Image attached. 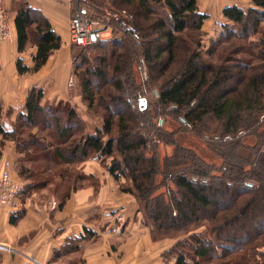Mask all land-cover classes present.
Returning <instances> with one entry per match:
<instances>
[{"label": "trees", "instance_id": "trees-1", "mask_svg": "<svg viewBox=\"0 0 264 264\" xmlns=\"http://www.w3.org/2000/svg\"><path fill=\"white\" fill-rule=\"evenodd\" d=\"M95 1L87 0L81 6L83 13L99 18L103 8L127 11L139 45L114 28L113 38L83 47V52L72 58L81 100L87 113L101 122L92 133H87L84 121L69 104L42 103L41 89L29 91L25 114L19 115L11 132L1 125L0 109V158L5 142H14L20 156L16 166L23 168L16 171L27 182L22 185L21 205L30 190L39 188L31 180L46 171L37 166L40 172L35 169L32 173L25 163L53 161L64 168L58 174L64 180L71 168L78 172L79 166L93 157H109L107 171L119 182L121 192L135 198L151 238L180 239L162 254L165 262L257 264L254 252L264 248L258 241L264 239V129L258 131L264 125V0H249L253 8L247 10L224 7L221 31L206 49L201 27L207 16L199 12L197 0H102L100 6ZM157 7L163 12L158 13ZM139 19L145 25L138 23ZM14 25L17 51L23 52L30 40L36 47L33 66L27 68L17 60V71L35 73L60 48V38L38 11L25 4L18 10ZM256 35L260 50L247 60L241 59L238 54L243 45ZM131 45L139 53L136 60ZM91 51L100 54L91 59ZM130 59L136 65L143 60L145 82L135 83L127 67ZM177 59L180 67L172 71ZM109 88L116 93H110ZM151 90L157 91V98ZM178 116L190 128L181 126ZM158 117L164 120L162 127L156 126ZM172 120L179 130L168 125ZM209 122L216 125L212 131ZM182 131L201 139L220 158V166L206 163L179 144L175 137ZM238 132L242 135L237 136ZM213 135L232 139L213 141ZM249 135L257 141L247 148L244 158L238 151ZM160 145L169 146L170 154L159 158ZM79 174L77 180L84 179ZM192 176L205 178L207 183L192 182ZM245 181H252V188L244 187ZM74 191L75 187L60 195L56 208ZM22 215L21 209L10 214V224H16ZM93 236L91 230L83 228L79 237L70 238L74 240L55 252L54 258L67 254L71 244Z\"/></svg>", "mask_w": 264, "mask_h": 264}, {"label": "crops", "instance_id": "crops-1", "mask_svg": "<svg viewBox=\"0 0 264 264\" xmlns=\"http://www.w3.org/2000/svg\"><path fill=\"white\" fill-rule=\"evenodd\" d=\"M95 2L98 6L102 5V0ZM24 4L48 21L51 30L59 36L61 46L49 56L40 70L19 74L17 60L31 68L36 52L31 40L23 52L17 51L14 19ZM230 5L244 10L253 8L249 0H197L199 12L207 16L201 27L205 49L221 31L222 9ZM3 6L8 13L10 26L9 39L0 42L3 129L6 132L15 129L19 115L25 114L26 97L33 88L41 89L42 103H67L76 109L86 125L87 133L99 128L100 120L93 119L87 113L80 92L74 90L76 82L68 87V80L73 77L69 21L75 4L67 0H3ZM103 36L108 40L113 34L109 38L110 34L106 31ZM193 139L189 136L181 145L199 156ZM19 157L14 142L6 141L1 152L0 173L4 163L9 162L11 177L25 186L27 182L18 176L15 169ZM110 160L102 156L83 162L79 169L86 179L95 181V184L84 185L72 192L60 208H52L51 203L33 204L31 197L35 201V194L29 197L28 193L21 205L23 215L14 225L10 224V212L0 209V264H175V259L165 262L162 254L180 239L151 238L150 228L143 223L135 198L121 192L119 182L107 171ZM100 227H104L103 233L97 231ZM83 228L91 230L94 236L71 244L73 248L67 254L55 259V252L74 240L70 238L79 237Z\"/></svg>", "mask_w": 264, "mask_h": 264}, {"label": "built area", "instance_id": "built-area-1", "mask_svg": "<svg viewBox=\"0 0 264 264\" xmlns=\"http://www.w3.org/2000/svg\"><path fill=\"white\" fill-rule=\"evenodd\" d=\"M71 4H75V9L71 15L69 21V35L71 44L77 48H83L96 43L99 40H106L103 34L108 31L110 36L113 34V29L117 28L122 34L129 36L135 44L139 45L138 32L134 26L128 22L129 16L124 10L121 11H111L104 9L99 18H93L89 15L83 13L82 5L87 4V0H67ZM10 37V26L9 17L6 9L3 6V0H0V42L8 40ZM137 72L140 77L141 82L147 80V74L145 69V64L143 60H139L137 66ZM74 84L73 77L68 80V87H72ZM151 94L154 98L158 97L156 90H151ZM127 103L131 108H135V104L130 99H127ZM170 108H175L170 106ZM263 117L260 118V120ZM177 122L185 127L190 128V124L182 117H177ZM164 120L162 117L156 119V126L162 127ZM242 135V132H238L237 136ZM232 139L229 135L219 136L215 135L212 137L213 141L227 142ZM192 182H201L203 184L207 183V179L199 178L196 176L191 177ZM227 186L231 183L227 182ZM244 187L252 188V181H245L243 183ZM22 196V185L15 181L11 177V164L9 162L4 163L3 170L0 173V209H4L10 212V214L16 215L21 209V199ZM52 208H55L56 203L51 202Z\"/></svg>", "mask_w": 264, "mask_h": 264}, {"label": "rangeland", "instance_id": "rangeland-1", "mask_svg": "<svg viewBox=\"0 0 264 264\" xmlns=\"http://www.w3.org/2000/svg\"><path fill=\"white\" fill-rule=\"evenodd\" d=\"M151 9L153 11V6H151ZM156 11L158 13L163 12V10L159 9L158 7L156 8ZM114 12H117V11H114ZM125 12L127 13V11H125ZM136 13L138 15H140V16L142 15L140 11H137ZM127 15L129 16L128 13H127ZM129 18H128V22H129ZM150 18L153 19V16H150ZM138 23H144V22H142V20L139 19L138 20ZM143 25H145V23ZM111 38H113V36ZM258 38H259V36L256 35L255 37L251 38V40L249 42H246L243 45V51L238 54V56L241 59L247 60L248 57H250V56L252 57L253 55H256L257 54V51L260 50V47L258 45H256ZM131 47H132V49H134L133 51H135V58H133V59L136 60V56L139 53L133 47V45H131ZM82 52L83 51H82L81 48H77V47L76 48H73L72 58L73 57H78ZM182 52H183V47H180V49H179L180 56L182 55ZM99 54H100L99 51H91L92 57H90V56L89 57L91 59H96V57ZM220 54H221V51H220V53L218 55H220ZM135 60L130 59L129 61H127L128 64L127 63L126 64H127V67H129L130 70H131V73H132V76L134 77L135 83H138L139 84L140 83V77H139L138 72H137L138 62H137V65H136V61ZM179 67H180V61H179V59H177L176 62L171 66L172 71H175L176 68H179ZM107 73H108V71H107ZM74 90L80 92L79 85L76 84ZM109 92L110 93H116L113 88H109ZM92 118L99 121V119H97L96 116H94ZM209 123H210L209 124L210 127H208L209 128V131H212L211 129H214L216 127V125L213 124L212 122H209ZM168 125H170L171 127H173L174 129H177V130L180 129L177 126V124H175L174 121L172 123H171V121H168ZM263 129H264V125L262 127H260V129L258 131L260 132ZM189 136L191 138L194 137V139L192 140L193 141L192 143L195 146V149L199 150L198 151V153H199V156L198 157H200L201 159H203L206 163H208L210 165L219 167L220 164H221L220 158L215 153H213L211 150H209V148L206 146V144L201 139H199L197 136L182 131V132H180L179 134L176 135L175 139H176V141L179 144H183V142L186 141L185 139H187ZM213 136H215V135H213ZM212 137H211V139H212ZM203 138H204V140H207L208 139V136L207 135H204ZM256 141H257V137L252 136V135H249V137L244 138L242 140V142H241L243 144V148L244 149L243 148L242 149L239 148L238 154H240L244 158H246V156H248L247 148L254 146L255 143H256ZM170 152H171V148L169 146L167 147V146L160 145L159 148H158V157L159 158H162L164 155L170 154ZM43 155L44 154H41V157ZM18 162H20V158L17 159L16 164ZM30 163L31 164L25 163V167L26 166H28V167L30 166V169H31V172L32 173H35V169H36L37 166H39L40 169L45 168L46 171L41 174L42 175L41 177L42 178H45V179H49V180H46L45 181L41 177H34L31 180L32 185H36V187H39L37 189L30 190V192H29V197H31L32 195L35 194V201L32 200L33 197H31V203H33V204L37 203L38 205L39 204L40 205H44L46 203H51V202L54 201L56 203V206H55V209H56V207H57V205H58V203L60 201V195H62L64 193L71 192V190L74 187H75V190H76V189H79V188L83 187L84 185H87V184H90V183L91 184H95V181L86 179L85 176H84V174H82V172H81L80 169L77 172L73 168H71L69 170V173L65 175L66 178L64 180H61L58 177V174L61 173L64 168L57 167V164L55 162L52 161V162H47L46 163V162L40 160L38 163L37 162L36 163L30 162ZM16 164H15V169L16 170L18 169L19 171H21L23 169L22 166L21 167H20V165H17L16 166ZM36 170H37V172H40V171H38V169H36ZM78 173H81L79 175H82V177H84V179L77 180ZM86 180H88V182ZM18 181L20 182V180H18ZM62 186H63V188H62ZM29 197H27V198H29ZM103 229H104V227L103 228L100 227V228L97 229V231H99L100 233H103L104 232ZM98 238L99 237L97 235L96 236V239H98ZM163 239H169V238H163ZM258 241H261L262 242V245H264V239H260ZM244 250L245 249H243V251ZM254 253H255L254 261L257 264L258 263L259 264L260 263H264V248H261L260 247ZM247 254H249V253H246V255ZM261 254H263V255H261ZM238 264H240V263H238Z\"/></svg>", "mask_w": 264, "mask_h": 264}, {"label": "water", "instance_id": "water-1", "mask_svg": "<svg viewBox=\"0 0 264 264\" xmlns=\"http://www.w3.org/2000/svg\"><path fill=\"white\" fill-rule=\"evenodd\" d=\"M140 104H141V105H144V102H143V101H140Z\"/></svg>", "mask_w": 264, "mask_h": 264}]
</instances>
